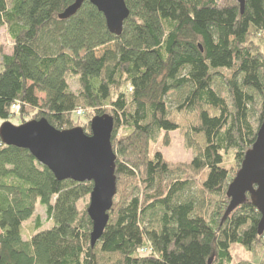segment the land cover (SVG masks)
<instances>
[{"label": "trees", "instance_id": "trees-1", "mask_svg": "<svg viewBox=\"0 0 264 264\" xmlns=\"http://www.w3.org/2000/svg\"><path fill=\"white\" fill-rule=\"evenodd\" d=\"M75 2L0 0L13 45L11 55L0 49V127L46 119L90 136L92 119L112 117L118 197L92 247L93 184L59 182L0 138V264H264L249 196L225 218L227 190L264 122V0H245L243 14L236 0H125L121 36L90 0L60 20ZM178 131L190 164L151 157V143L163 134L167 147ZM233 245L254 259L236 263Z\"/></svg>", "mask_w": 264, "mask_h": 264}, {"label": "water", "instance_id": "water-1", "mask_svg": "<svg viewBox=\"0 0 264 264\" xmlns=\"http://www.w3.org/2000/svg\"><path fill=\"white\" fill-rule=\"evenodd\" d=\"M241 13L245 0H236ZM85 0H76L59 15L68 20L82 8ZM105 18L109 32L121 36L124 24L130 16L125 0H90ZM114 119L110 116L95 117L90 122V136L83 128L60 131L46 119L15 126L10 122L0 127V138L6 146L27 150L59 182L92 183L93 190L88 205L92 222L91 245L101 239L109 222L115 197L117 156L112 146ZM249 200L261 215L259 235L264 234V122L257 140L247 152L241 169L227 190L230 200L225 218ZM1 262V257H0Z\"/></svg>", "mask_w": 264, "mask_h": 264}, {"label": "rangeland", "instance_id": "rangeland-1", "mask_svg": "<svg viewBox=\"0 0 264 264\" xmlns=\"http://www.w3.org/2000/svg\"><path fill=\"white\" fill-rule=\"evenodd\" d=\"M12 46L13 45L10 41L9 36H8L7 29L6 28L1 29L0 30V49H1L2 53L5 55H11L12 50H13ZM109 48H112V46H110ZM103 51H104V49H101L98 52V55L102 54ZM70 85H71V90L73 92L78 91L79 87H78L76 79H71ZM215 86H216V89L220 92V95L226 99L228 97L226 88L220 82H217L215 84ZM40 97L44 98V96H42V95ZM170 97L172 98V100L175 99V97H173V96H170ZM77 117L79 118V120L81 122H84V121L88 122L85 119L84 115L80 116V117L77 115ZM180 119H181V121L184 122V120L186 118H184V120L182 118H180ZM16 122H18V121H16ZM186 123H187V120H186ZM15 124L17 126H20L17 123H15ZM162 135L163 134H161L160 137L157 138L156 143H151V147H150L151 157H153L157 152H161L164 155V157L169 162H171L173 165H180V164L188 165V164H190V162L192 161V159L194 157V155H193L194 153H193V151H191L190 149H188L185 146V144H184L185 142H184V139L182 137V134L179 131L171 133L170 134V137H171L170 138V145L167 147L162 146V142H163ZM117 197L118 196H116L115 198L117 199ZM89 199L90 198H88V205H89ZM39 207L40 206L37 207L38 210H37L36 215L41 218V222L43 224V227L49 228L51 225L46 220L45 211H44V209H42L41 207L39 208ZM33 224H34V220H31L28 223H26L25 224V230L28 231L29 228L33 226ZM231 252H232V255L234 257V261L236 263H239L242 261H252L254 259V257L249 252H246L243 248H241L238 245H233Z\"/></svg>", "mask_w": 264, "mask_h": 264}, {"label": "built area", "instance_id": "built-area-1", "mask_svg": "<svg viewBox=\"0 0 264 264\" xmlns=\"http://www.w3.org/2000/svg\"><path fill=\"white\" fill-rule=\"evenodd\" d=\"M77 115L80 117V116H83L84 115V112L82 111V110H79L78 112H77Z\"/></svg>", "mask_w": 264, "mask_h": 264}]
</instances>
